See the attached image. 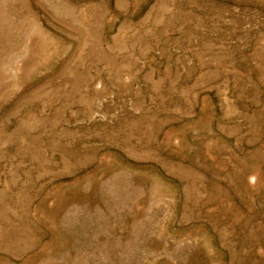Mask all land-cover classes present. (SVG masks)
Here are the masks:
<instances>
[{"label": "rangeland", "instance_id": "obj_1", "mask_svg": "<svg viewBox=\"0 0 264 264\" xmlns=\"http://www.w3.org/2000/svg\"><path fill=\"white\" fill-rule=\"evenodd\" d=\"M0 264H264V0H0Z\"/></svg>", "mask_w": 264, "mask_h": 264}]
</instances>
